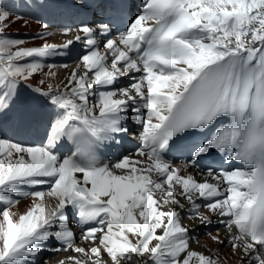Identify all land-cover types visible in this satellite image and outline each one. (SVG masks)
<instances>
[{
	"label": "snow or ice",
	"instance_id": "1",
	"mask_svg": "<svg viewBox=\"0 0 264 264\" xmlns=\"http://www.w3.org/2000/svg\"><path fill=\"white\" fill-rule=\"evenodd\" d=\"M28 6L71 22L29 46L10 29L34 17L0 0V264H264V0ZM129 122L139 146L105 160ZM185 218L223 225L215 249Z\"/></svg>",
	"mask_w": 264,
	"mask_h": 264
},
{
	"label": "bare ground",
	"instance_id": "2",
	"mask_svg": "<svg viewBox=\"0 0 264 264\" xmlns=\"http://www.w3.org/2000/svg\"><path fill=\"white\" fill-rule=\"evenodd\" d=\"M9 2H11V0H9ZM15 3L17 6L16 10L21 15H29V16L34 17L32 22L29 23L27 27L23 25V22H18L17 24L13 25L12 28L10 29L11 32L18 35L20 38H23L26 41H28L29 46H35L40 43L38 39L34 40L33 37L42 30L41 23H48L50 25L51 30L54 33H56L54 36L48 38V42L62 43L65 39H67L66 37H63L62 35L59 34L58 32L59 28H55L54 25L62 27L63 25L70 23L71 22V18H70L71 10H67V9L61 10V9H55V8H49V9H44V10H34L33 8L28 6L29 4L32 3V0H15ZM39 17H43V20H39L38 19ZM77 59L78 57H70V55H68V56L54 57L51 60H49L48 61L49 63H55L57 65H63L67 63L69 65L68 69H65L62 67L58 69H54V71H57L58 74L54 78L53 82L60 83L61 81H63L69 75V72L71 71V68L74 67V63L77 61ZM37 79H39V77H37ZM125 82L126 80L124 81V83ZM32 95L33 94L31 92V89H24L21 95L20 102L18 104V109L22 108L25 102L31 99ZM129 129H130L129 134H136L137 132L140 131V126L138 124L129 122ZM28 139L30 142L33 140L38 142L40 137H28ZM112 148L113 149H111L110 147V150L113 154V160L117 158V154H123L122 152H119L117 150V147H112ZM30 206H31V200L22 199L21 203L18 206V211L23 213ZM70 218L72 219L73 225H75L76 220L74 218V214H73V217H70ZM184 222L188 224L189 227H195L196 229L195 237L199 238V243L193 244L192 246L198 250H203L202 245H204L205 243H209L210 247L215 249L216 245L210 243L208 236L206 235L207 232L209 231L215 232L217 228L220 229L221 235H223L225 232L223 225L216 224L215 219H214L213 225L210 228H204L198 225H193L192 222L189 221L187 218H185ZM76 230L77 232H79V229H76ZM224 251H227V249H225ZM68 254L69 253H60L58 255H54L51 252H45L41 258V264H43L44 260H49L50 264H57V261L59 259L63 258L64 256ZM232 264H236V262L233 261Z\"/></svg>",
	"mask_w": 264,
	"mask_h": 264
}]
</instances>
